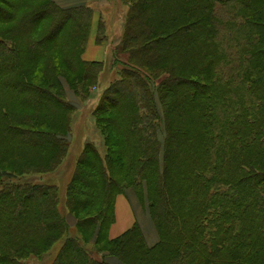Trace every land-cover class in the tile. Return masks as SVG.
<instances>
[{"label": "trees", "instance_id": "1", "mask_svg": "<svg viewBox=\"0 0 264 264\" xmlns=\"http://www.w3.org/2000/svg\"><path fill=\"white\" fill-rule=\"evenodd\" d=\"M121 2L122 67L92 111L105 150L83 146L65 212L57 185L21 176L69 151L70 100L104 69L82 58L93 9L0 0V264L58 241L50 264H264V0ZM127 188L147 203L152 245L138 224L107 237Z\"/></svg>", "mask_w": 264, "mask_h": 264}, {"label": "rangeland", "instance_id": "2", "mask_svg": "<svg viewBox=\"0 0 264 264\" xmlns=\"http://www.w3.org/2000/svg\"><path fill=\"white\" fill-rule=\"evenodd\" d=\"M99 1L100 0H97L96 4L90 6L93 11L98 10L97 14H99L100 12L103 20V22H100L99 25L98 38L100 39L99 43L101 44L100 46L102 47V51L104 50L105 52L103 53L102 58L104 63V69L95 87L91 88L90 97H88L82 104H80L76 99L70 100L73 101L74 104H79L80 106L72 113L71 116V137L69 151L60 166L53 172L21 176L22 180H29L33 182H46L57 185L59 196V210L61 211L64 209L65 212L66 209L64 206V201L66 185L71 177L75 162L80 156L83 146L85 145V143H90L94 145L101 154L104 153L105 148L103 144V136L101 134L99 126H97L95 122L92 111L95 105H97L105 87L109 84L112 79L117 77V71L120 67H122L120 63L113 64L112 58L113 56L120 57L118 55L116 47L118 46V39L119 37H121L123 31V22L124 15L126 13V6L121 2V0H101V5L97 3ZM242 27V31L244 32L245 27ZM196 44L199 45L198 42ZM41 49L42 47L35 49L33 48L30 50H23L21 55H23L22 57L24 58H33L40 53ZM4 90L7 93L11 92L8 88H4ZM234 92H237V90ZM180 96L181 94L177 95L178 98H180ZM38 101L41 102L40 100ZM192 120H194V117ZM70 231L72 232V230ZM143 232L146 240L148 241L149 232L145 230ZM60 243L61 241H58L45 254L46 257L43 256L29 258L26 261V264H50V261L53 258L54 254L56 253V251H58L61 246ZM87 247L90 248L91 246L88 245ZM95 257L99 258V254H95Z\"/></svg>", "mask_w": 264, "mask_h": 264}, {"label": "crops", "instance_id": "3", "mask_svg": "<svg viewBox=\"0 0 264 264\" xmlns=\"http://www.w3.org/2000/svg\"><path fill=\"white\" fill-rule=\"evenodd\" d=\"M60 7H73L78 5L93 6L97 0H54ZM101 3V0L97 2ZM101 5V4H100ZM90 6V7H91ZM98 10L92 13V20L88 39L82 58L86 61H103V53L101 44L97 41L99 24L103 22L102 16ZM118 39V38H116ZM120 39V37H119ZM118 39V40H119ZM138 224L143 238L148 245H152L158 240V235L152 222L147 203L141 201L136 192L132 188H127L124 193L118 194L114 201V221L110 225L107 237L109 239L116 238L121 235L132 225ZM149 232V240L147 241L143 231Z\"/></svg>", "mask_w": 264, "mask_h": 264}]
</instances>
